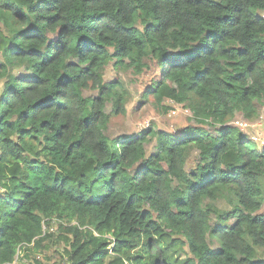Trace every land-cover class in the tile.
<instances>
[{"label":"trees","instance_id":"obj_1","mask_svg":"<svg viewBox=\"0 0 264 264\" xmlns=\"http://www.w3.org/2000/svg\"><path fill=\"white\" fill-rule=\"evenodd\" d=\"M0 24V264L54 218L77 222L66 264H264V148L230 124L264 101V0H0ZM147 58L148 94L207 130L106 135L104 67Z\"/></svg>","mask_w":264,"mask_h":264},{"label":"rangeland","instance_id":"obj_2","mask_svg":"<svg viewBox=\"0 0 264 264\" xmlns=\"http://www.w3.org/2000/svg\"><path fill=\"white\" fill-rule=\"evenodd\" d=\"M0 30L2 26L0 24ZM1 62V60H0ZM143 69L138 73L134 69H118L113 62L104 67L102 77L105 84L118 83V93L124 98L125 113L113 115L112 101L105 104V111L109 115V123L106 135L109 138L117 136H133L142 130L152 127L162 131L167 135H173L183 130L185 127H198L207 130L209 126L199 125L193 118L191 112L185 106L175 104L167 99L160 105L148 94L151 87L160 77L159 66L153 58L143 60ZM2 83L0 82V95ZM84 97L94 98L97 92L89 89L82 92ZM256 115L251 119H246L244 115L237 114L230 122L232 126L245 134L249 141L258 149L264 148V101L255 104ZM154 142L145 145L147 155L151 153ZM197 162V152L192 149L186 157V168H194ZM214 207L219 211L230 212L232 207L228 199H220L214 203ZM264 212V209L262 210ZM231 222H229L230 224ZM77 226V222L67 219L54 218L44 220L43 235L46 240L42 245L30 253L20 249L15 257V263L31 264L35 259L45 264H66L64 250L68 249V243L74 238L70 229ZM79 230H89L84 228ZM94 236H97L93 232ZM105 238H109L105 236ZM214 247V245H212Z\"/></svg>","mask_w":264,"mask_h":264}]
</instances>
